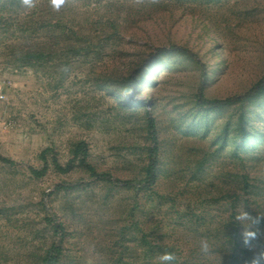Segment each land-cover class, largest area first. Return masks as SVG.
<instances>
[{"label":"rangeland","instance_id":"1","mask_svg":"<svg viewBox=\"0 0 264 264\" xmlns=\"http://www.w3.org/2000/svg\"><path fill=\"white\" fill-rule=\"evenodd\" d=\"M171 45L193 54L157 52ZM263 74L264 0H0V157L15 163L0 159V264L150 263L143 235L221 264L237 212L264 214V95L211 109L198 90L241 96Z\"/></svg>","mask_w":264,"mask_h":264},{"label":"trees","instance_id":"2","mask_svg":"<svg viewBox=\"0 0 264 264\" xmlns=\"http://www.w3.org/2000/svg\"><path fill=\"white\" fill-rule=\"evenodd\" d=\"M157 52L159 53H169V52H173V53H179L182 55H192V51L189 50L186 47H182V46H178V45H171L170 47L166 48H161V49H157ZM25 60V58H24ZM143 69L137 68V70L134 72V74H131L128 76L127 78V85L126 87H128V89H135L137 88L138 85H140L141 82L146 83V81H144L145 79V75L142 73L140 75H137L138 73H140ZM147 77H151L152 74L148 73L146 75ZM199 94H198V104L201 107L204 108H211V109H216V108H220L223 106H227V105H231L234 104L236 102H244V101H250L256 98H259L261 96L264 95V74L263 76L252 86L250 87L243 95L241 96H235V97H230V98H226V99H221V100H207L206 98H204L202 96V87L199 88ZM149 128H150V132L152 135V138L154 139V142H156L155 140V128H154V122L153 119H149ZM242 130L244 131L243 134H240V145H239V149L242 151H246L248 149H250L252 147L251 145V141H250V136H249V132L246 130L245 126H242ZM156 147L154 146L151 149V159L150 162L148 163L146 169H145V175H144V182L141 188H143V190L148 191L151 189V187L153 185H155L156 181H157V160H156ZM76 155H80L82 154V161L85 160V156H86V146L84 143H81L77 146V149L75 151ZM0 159L6 163L9 164H15L13 161L5 159L3 157H0ZM55 166L57 168H60V166L55 162ZM47 167L45 166L40 172L38 171H34L32 170V173L35 174L36 176H42L45 172ZM63 170H67V169H63ZM91 171L93 172V175L95 176H101V175H96V173L94 172V169H91ZM107 175H103V177H105ZM108 178V177H106ZM249 183L247 182L245 184V187L249 189ZM250 190V189H249ZM255 199H253V202ZM249 199L246 201L247 207L249 205ZM252 202V201H251ZM251 214L255 216V211L252 212ZM257 215V214H256ZM260 229H264V225H261ZM237 235V240L235 239V246L232 247V249H229V252L226 254V252L223 253V257L221 259V264H244L243 262L239 261L238 258L241 256L239 253L241 254H245V251L243 249H245L246 247L241 243L240 240V236H239V229H237L236 232ZM142 241L144 242L143 247L145 248V254H147V257L150 261V263H141V264H159V260L158 257L165 253V252H171L176 256V260L174 261V264H198L193 262V260H179L177 259V253H174V249L172 247L169 246H164V245H158L156 242H152L150 240L147 239L146 235H143L142 237ZM257 242V241H256ZM54 260V259H53Z\"/></svg>","mask_w":264,"mask_h":264},{"label":"clouds","instance_id":"3","mask_svg":"<svg viewBox=\"0 0 264 264\" xmlns=\"http://www.w3.org/2000/svg\"><path fill=\"white\" fill-rule=\"evenodd\" d=\"M36 2L37 0H19L21 7L26 10L35 8ZM69 2L70 0H49V6L53 11L59 12ZM137 2H142V0H137ZM234 223L239 227L241 243L253 253L249 264H264V246L253 243L260 235L261 225L264 224V214L258 213L254 216L249 211L241 209L237 212ZM198 246L202 255L213 254V246L207 238H200ZM158 260L159 264H174L176 256L171 252H165L158 257Z\"/></svg>","mask_w":264,"mask_h":264},{"label":"built area","instance_id":"4","mask_svg":"<svg viewBox=\"0 0 264 264\" xmlns=\"http://www.w3.org/2000/svg\"><path fill=\"white\" fill-rule=\"evenodd\" d=\"M0 98H3V96H2V95H0Z\"/></svg>","mask_w":264,"mask_h":264}]
</instances>
